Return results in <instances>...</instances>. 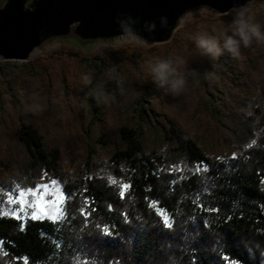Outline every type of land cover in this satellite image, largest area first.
Wrapping results in <instances>:
<instances>
[{"label": "trees", "instance_id": "trees-1", "mask_svg": "<svg viewBox=\"0 0 264 264\" xmlns=\"http://www.w3.org/2000/svg\"><path fill=\"white\" fill-rule=\"evenodd\" d=\"M224 18L199 15L168 44H129L99 51L94 60L123 69L141 102L153 88L169 110L193 107L199 120L222 130L235 156L213 159L165 114L157 118L159 148L150 151L146 134L129 125L101 126L90 146L86 132L69 120L61 140L50 139V120L60 129L58 113L34 114L26 106L1 115L0 165L18 166L19 172L0 180V200L34 188L46 171L60 184L68 211L55 220H20L0 210V264H264V74L253 99L239 96L253 89L250 75L227 67L226 52L216 60L201 55L193 39L202 33L222 43L232 29L224 28ZM168 55L187 78L176 97L158 88L150 72ZM84 61L60 51L30 62L47 70L57 92L61 79L67 87L81 82ZM67 74L70 79L62 77ZM225 87L231 90L220 98ZM14 146L25 157L14 158ZM97 147L109 150L105 161H98ZM64 154L73 165L86 160L87 171L64 172ZM155 206L169 217L171 229Z\"/></svg>", "mask_w": 264, "mask_h": 264}, {"label": "rangeland", "instance_id": "rangeland-1", "mask_svg": "<svg viewBox=\"0 0 264 264\" xmlns=\"http://www.w3.org/2000/svg\"><path fill=\"white\" fill-rule=\"evenodd\" d=\"M241 11L251 23L260 24L264 30V0H258L246 8L236 11L233 16L226 15L224 28L233 27V20ZM228 34H231V31H228ZM109 49L113 48L101 47L92 54H86L72 47L61 45L44 55L51 56L60 51H66L70 54H80L86 58L78 70L81 82L76 85L70 83V86L67 87L61 79L57 92H53L52 79L44 67L32 64V62H0V116L15 110L22 112L26 106L31 107L35 112L34 114L49 113L51 117H54L58 113L60 129L53 127L56 120H50V139L61 140L64 135L63 131H68L66 126L69 120L86 132L90 146L94 145L97 130L101 126L129 125L146 134L147 150L150 151L159 148L160 142L157 136L161 127L157 118L165 114L174 117L185 132L213 159L219 160L235 156V150L231 144L224 140L222 130L199 120L194 114L193 107L185 111L169 110L159 102L153 88L147 92L144 102L139 101L140 91L133 78H126L123 69H115V72H112V69L96 64L95 54ZM168 59H171L176 65L172 56L168 55L166 60ZM224 60L227 67L234 70L240 69L250 75L249 78L254 84L252 85L253 89L238 94L253 99L257 81L264 74V43L258 44L253 41L249 47H241L240 54L236 57L226 52ZM84 75L90 76V84L83 82ZM62 77L70 79L68 74ZM95 89L102 90L106 99L102 98L97 101L92 95ZM121 89L124 90L123 93ZM230 90L227 87L220 89V98H223L225 91ZM92 106L95 108L94 112L91 111ZM90 149L91 147L88 150ZM88 150L85 151L86 155ZM96 151L98 153L97 159L100 162L105 161L109 156L108 149L104 150L97 147ZM12 154L14 158L17 156L18 159L25 157L23 151L16 146L12 149ZM17 168L18 166L7 170L0 165V172H2L0 180H6L14 171L19 172ZM62 170L79 176L87 171L86 160H79L77 164L73 165L68 154H64ZM43 175L44 177L37 182L34 188L11 192L7 198L0 200V210L20 220L57 219L52 216L54 209L50 204L42 212L38 201L44 185L48 186L49 192V195L45 197L46 203L55 201L57 195H63L61 186L46 171L43 172ZM53 181L56 183L53 184ZM33 192H36L37 195H33ZM20 193L23 195L21 196ZM155 209L159 214L164 213L156 206Z\"/></svg>", "mask_w": 264, "mask_h": 264}, {"label": "water", "instance_id": "water-1", "mask_svg": "<svg viewBox=\"0 0 264 264\" xmlns=\"http://www.w3.org/2000/svg\"><path fill=\"white\" fill-rule=\"evenodd\" d=\"M255 1L0 0V62L27 63L61 45L86 54L124 44L152 48L170 43L193 17H223Z\"/></svg>", "mask_w": 264, "mask_h": 264}, {"label": "clouds", "instance_id": "clouds-1", "mask_svg": "<svg viewBox=\"0 0 264 264\" xmlns=\"http://www.w3.org/2000/svg\"><path fill=\"white\" fill-rule=\"evenodd\" d=\"M161 25L166 26V18L161 19ZM149 28L154 30L155 25L152 24ZM193 39L201 55L216 60L225 52L230 53L233 57L239 56L241 47H249L253 41L258 44L264 43V30H262L260 24L251 23L241 11L233 20L231 34H226L222 43L216 37L202 33L196 34ZM112 72H115V69ZM150 72L153 77V83L173 97L180 96L184 92L187 78L171 59L158 60L154 65H150ZM193 75H195V72ZM82 79L85 84L91 83L89 75H84ZM123 91L121 89L122 93ZM92 95L97 101L102 98L106 99L100 89L93 90Z\"/></svg>", "mask_w": 264, "mask_h": 264}, {"label": "snow or ice", "instance_id": "snow-or-ice-1", "mask_svg": "<svg viewBox=\"0 0 264 264\" xmlns=\"http://www.w3.org/2000/svg\"><path fill=\"white\" fill-rule=\"evenodd\" d=\"M55 183L56 182L53 181V184H55ZM128 187H129V185H127V184L123 185V189L125 191L128 189ZM20 195L22 196L23 193H20ZM33 195H37V193L33 192ZM39 195H40V199L38 201V204H39L40 210L42 212L45 211V208L50 204L51 207L54 209V211L52 213L53 217L60 219L65 213H67L68 209L66 207H62L66 202L64 195H57L55 201H48L46 203L45 197L49 195L47 185L43 186V192L40 193ZM122 195H123V193H122ZM160 215L163 216V224L171 229L173 227V225L170 223L169 217L167 215H165L164 213H160ZM105 231L107 234H111L110 232H108V230H105Z\"/></svg>", "mask_w": 264, "mask_h": 264}]
</instances>
